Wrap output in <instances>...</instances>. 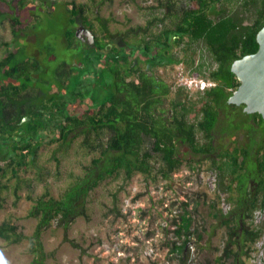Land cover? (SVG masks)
Listing matches in <instances>:
<instances>
[{
  "label": "trees",
  "instance_id": "obj_1",
  "mask_svg": "<svg viewBox=\"0 0 264 264\" xmlns=\"http://www.w3.org/2000/svg\"><path fill=\"white\" fill-rule=\"evenodd\" d=\"M46 1L0 0V23L7 21L11 31L0 59V174L18 178L21 168L36 163L50 136L62 148L82 137L83 147L94 155L60 198L48 192L29 196L28 218L36 220L32 235L5 221L1 237L10 243L28 240L31 264H45L44 234L53 226L67 232L77 219H89L87 199L104 181L151 173L155 155L159 172L169 178L184 163L179 149L186 146L191 155L212 161L220 188L235 202L228 216L220 214L227 219L229 238L218 259L239 262V255L264 235L243 223L264 206V119L228 103L240 86L231 66L258 51L264 0H187L185 7L177 0H161L162 23L167 15L172 23L137 48L130 43L129 52L118 45L110 48L106 20L96 16L98 23L92 21L89 5L74 1L63 6L69 17L63 35L52 45L34 47L31 36ZM158 21L154 18L148 29ZM76 24L86 26L97 40L95 48L81 46L82 68L72 65V54L67 58L63 51L80 47ZM180 64L192 78L215 85L192 95L157 74ZM25 117L29 120L23 121ZM238 133H256L258 139L244 145L233 139ZM180 217L175 233L185 239L172 250L182 254L193 224L187 214Z\"/></svg>",
  "mask_w": 264,
  "mask_h": 264
},
{
  "label": "rangeland",
  "instance_id": "obj_2",
  "mask_svg": "<svg viewBox=\"0 0 264 264\" xmlns=\"http://www.w3.org/2000/svg\"><path fill=\"white\" fill-rule=\"evenodd\" d=\"M72 1L88 4L92 21L98 23L96 16L106 20L108 40L126 52L130 51V43L132 47L140 45L172 23L169 15L162 23L161 0H47L48 6H43L46 10L41 7L39 25L31 36L34 47L52 45L63 35L69 25L63 6ZM177 2L181 7L187 5V0ZM154 18L161 21L148 29ZM10 39V24L0 23V59L5 52L4 42ZM63 51L67 58L75 52L67 48ZM137 56L141 57L135 54L133 59ZM190 73L185 65L157 72L174 88L185 86L195 95L197 91L185 83L192 78ZM86 104L85 101L83 107ZM51 138L44 140L36 163L27 170L21 168L18 178H3L0 174V226L7 221L25 235H32L36 220L28 218L33 204L29 196L35 198L48 192L60 198L94 155L83 147L82 137L68 148L51 143ZM233 139L245 145L258 136L238 133ZM179 150L184 163L169 178L159 172L160 158L155 155L151 173L136 174L130 180L121 176L104 181L87 199L89 219H77L67 232L53 226L44 234L45 264H264V235L239 255V262L234 257L218 259L229 238L228 224H224L227 219L221 215L228 216L235 202L220 188L219 171L210 159L191 155L186 146ZM183 214L192 219L193 235L180 254L172 249L185 239L175 233ZM243 223L264 230V206L252 216H245ZM32 248L28 240L10 243L0 235V264H31Z\"/></svg>",
  "mask_w": 264,
  "mask_h": 264
},
{
  "label": "water",
  "instance_id": "obj_3",
  "mask_svg": "<svg viewBox=\"0 0 264 264\" xmlns=\"http://www.w3.org/2000/svg\"><path fill=\"white\" fill-rule=\"evenodd\" d=\"M89 39L94 40L90 31ZM258 51L233 62L231 71L240 81L238 89L230 96L228 103L244 106L247 114L258 113L264 119V26L257 33ZM29 120L25 117L23 121Z\"/></svg>",
  "mask_w": 264,
  "mask_h": 264
},
{
  "label": "flooded vegetation",
  "instance_id": "obj_4",
  "mask_svg": "<svg viewBox=\"0 0 264 264\" xmlns=\"http://www.w3.org/2000/svg\"><path fill=\"white\" fill-rule=\"evenodd\" d=\"M88 31H89L88 28L86 26H84L83 24H76L75 25V34H76V38H77V40H78V42L80 44V47L78 46L76 48L77 51L74 50L77 53L75 56H73L75 54V52H72L71 53L72 54V58L71 59H72V62L73 63L74 62H75V64L77 63L76 65L79 68H82V66H83L82 62L79 60L80 59L79 58V51L81 50V46H83V48H95L97 46V44H96L97 43V40H96L95 35H94V40H92V42H91V40L89 39V37L86 34V32H88ZM143 45H144V43H143ZM138 46L139 45H135V46H133V48H137ZM109 47L112 48L113 45L110 44ZM118 47L119 48H123V47H120V45H118ZM135 54H137V55L140 56V50L137 51ZM136 58H138V56ZM136 58H135V63H137ZM180 65H183V64H180Z\"/></svg>",
  "mask_w": 264,
  "mask_h": 264
},
{
  "label": "built area",
  "instance_id": "obj_5",
  "mask_svg": "<svg viewBox=\"0 0 264 264\" xmlns=\"http://www.w3.org/2000/svg\"><path fill=\"white\" fill-rule=\"evenodd\" d=\"M185 83L188 85L189 88H193L195 90L200 91H203L207 88H211L215 85V83L212 81H205L197 78L187 79L185 80Z\"/></svg>",
  "mask_w": 264,
  "mask_h": 264
},
{
  "label": "clouds",
  "instance_id": "obj_6",
  "mask_svg": "<svg viewBox=\"0 0 264 264\" xmlns=\"http://www.w3.org/2000/svg\"><path fill=\"white\" fill-rule=\"evenodd\" d=\"M91 32V31H90ZM92 33V32H91ZM194 78V77H193ZM197 79H199V78H197ZM200 80H204V79H200ZM206 81V80H205ZM197 91V90H196Z\"/></svg>",
  "mask_w": 264,
  "mask_h": 264
}]
</instances>
